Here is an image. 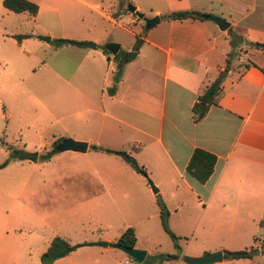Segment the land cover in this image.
I'll return each mask as SVG.
<instances>
[{
  "label": "crops",
  "instance_id": "0c3cea01",
  "mask_svg": "<svg viewBox=\"0 0 264 264\" xmlns=\"http://www.w3.org/2000/svg\"><path fill=\"white\" fill-rule=\"evenodd\" d=\"M131 1L136 12L143 17L146 12L157 16L158 22L150 28L151 33L144 34L136 50L126 49L134 56L121 63L118 77L113 57L119 46L114 56L97 49L98 39L91 40L93 48L56 47L70 50L59 71L50 68L48 73L52 74L49 79H59L66 90L60 106L61 131L64 137L86 143L84 153L65 151L64 156L75 161L94 159L97 165L91 174L104 187L117 184L120 173L140 185V175L119 157L91 147L124 151L146 171L161 199H173L178 207L194 204L193 213L179 214L171 226L174 235L188 236L193 244L184 245L183 250L178 247L169 261L158 263L159 260H147L153 253L137 247L135 238L133 248L146 253L140 264H182L181 257L185 255L199 257L216 251L221 252L222 260L214 264H264V48L244 46L264 42V0ZM78 2L88 9L97 7ZM174 11L216 16L228 26L220 31L207 19L164 18ZM38 13L39 6L34 18ZM96 13L112 23L124 17L128 24L144 30L142 21L127 11L129 15L119 13L118 17L111 13V18ZM14 36L17 35L0 33V41L12 42L14 48L26 54L22 46L31 36L20 41H15ZM229 38L237 41L233 48H242V54L231 61L232 69H227L226 64L233 49ZM222 70L226 75L216 79L220 81L216 105L209 106L204 116L195 121L192 108L198 95L215 81L214 73ZM199 105L201 110L203 105ZM44 110L49 114L48 109ZM194 149L215 157L212 172L202 184L185 172ZM112 158L121 160L132 173L118 166L111 173ZM100 162L105 167L101 168ZM80 174L78 168H70L67 179L75 180ZM99 240L111 243L107 238ZM93 248L96 249L88 253L96 256L82 264L127 261L120 262L127 256L118 250ZM255 250L256 255L249 254ZM225 251H245L248 257L224 259ZM110 257L112 262L107 260ZM10 264H15L14 260Z\"/></svg>",
  "mask_w": 264,
  "mask_h": 264
},
{
  "label": "rangeland",
  "instance_id": "374dc122",
  "mask_svg": "<svg viewBox=\"0 0 264 264\" xmlns=\"http://www.w3.org/2000/svg\"><path fill=\"white\" fill-rule=\"evenodd\" d=\"M82 1L97 7L88 9L78 0H34L39 13L33 20L24 14L8 13L0 5V33L31 36L22 46L26 54L21 48H14L12 42L0 41V164L8 160L0 169V261L3 264H10L11 259L15 264H39L41 254L55 237L64 239L70 246L101 241L99 238L112 243L126 228L134 230L135 245L152 252L158 260L166 254H175L178 250L174 245L183 250L184 245L193 244L188 236L174 235L171 226L179 214L193 213L194 204L178 207L173 199L164 200L153 194L147 180L155 186L146 171L138 174L140 185L126 180V174L120 173L122 178L118 175L117 184L104 187L91 174L92 167L97 165L94 159L70 160L64 156L65 152H60L42 161L54 143L70 139L64 137L59 120L66 90L59 79H49L52 74H48L50 68L59 71L61 63L67 60L64 55L70 50L56 48L54 40H85L83 43L93 44L91 40L98 39V50L109 43L117 44L119 50L114 60L122 63L128 53L126 49L140 45L144 34L151 33L150 29L142 31L128 24L124 17H118L119 13H126L127 6L134 7L131 0ZM95 10L109 18L114 13L118 18L114 23L103 20ZM144 18L152 17L146 12ZM140 25L143 27V22ZM40 36L51 41L41 42ZM231 40L236 46L237 41ZM240 51L241 47L230 50L227 69H232L231 61L242 54ZM225 75L226 71L222 70L214 73V78ZM41 146L46 148L41 150ZM22 153L36 154V158L31 161L18 158ZM112 159L115 162L112 160L110 165L111 173L116 166L132 173L121 160ZM99 165L105 167L103 162ZM70 168L81 171L75 180L67 179ZM159 204L166 211L165 228L176 238L174 241L160 224ZM91 249L96 248L75 249L51 264H82L96 256L88 253ZM107 260L113 261L111 257ZM124 260L138 264L129 257H123L120 262Z\"/></svg>",
  "mask_w": 264,
  "mask_h": 264
},
{
  "label": "trees",
  "instance_id": "16d2710c",
  "mask_svg": "<svg viewBox=\"0 0 264 264\" xmlns=\"http://www.w3.org/2000/svg\"><path fill=\"white\" fill-rule=\"evenodd\" d=\"M1 5L8 12H11L13 14L24 13L29 18H34L37 12V6L28 0H2ZM204 16H205L204 14L193 12V11H181V12L169 13L165 15L164 18H167V19L192 18V19L203 20ZM25 38H27V35H20V36L17 35L13 37L15 41H20L21 39H25ZM54 41H55L54 43L56 46H61V45L82 46L83 45L82 42L66 40V39H55ZM229 45H230V48H233L234 46L231 38L229 39ZM138 46H139L138 44L133 46V50H136ZM249 46H251L254 49H262L264 48V42L249 43ZM101 50L104 54H107V52L103 48ZM116 57H117V54L113 58L115 59ZM226 64H227V61H226ZM120 66H121V62L117 61L116 69L118 70V72L116 74V77L119 76ZM225 70H226V67H225ZM219 83L220 81L215 80L214 82H212L211 84L203 88L201 93L198 95L197 103L192 108V112H194V114L196 115L194 117L195 121L200 120L204 116L209 106L216 105L220 97ZM199 104L203 105V108L201 110L198 109ZM54 145L55 143L53 144L51 151L47 153L45 157L42 158L43 162L46 161L51 154L55 153L52 150ZM91 148L94 150L104 152L106 154L119 157L124 163H126L137 174L144 173L143 168L138 166L135 163L134 159L130 157V155L124 151L101 149L95 146H92ZM26 155H27L26 153H22L21 155L18 156V158L24 159ZM7 162L8 160H5L2 164H0V169L3 168L7 164ZM214 162H215V157L212 154L202 151L200 149H194L185 167V172L187 175L192 177L198 183L202 184L210 176ZM158 206H159V211H160L159 213L160 224L164 232L169 236V238L172 241H174L176 238L165 228L166 211L162 205L159 204ZM134 242H135L134 230L132 228H126L117 238V240L115 241V244L123 246V247L133 248ZM69 247L70 245L65 240L55 237L54 239L51 240L45 252L41 254L39 258V264H51L55 260L64 257L65 255L68 254ZM174 248L178 250L176 245H174ZM247 257H248V253H246L245 251H241V252H226L225 251L223 252L224 259L230 260V259H239V258H247ZM170 258H171L170 255H164L163 257L159 259L158 263L161 261H169ZM147 260L154 261L158 259L154 257H148Z\"/></svg>",
  "mask_w": 264,
  "mask_h": 264
},
{
  "label": "water",
  "instance_id": "95a60500",
  "mask_svg": "<svg viewBox=\"0 0 264 264\" xmlns=\"http://www.w3.org/2000/svg\"><path fill=\"white\" fill-rule=\"evenodd\" d=\"M126 11L130 14H134L137 19H140L143 22L144 30L150 29L154 24L158 22L157 16H154L150 19H146L143 17L142 14L136 12L133 6H130V5L127 6ZM204 19H207L208 21H211L212 23H214L217 26L218 30L220 31H224L228 26L221 18L216 17V16H205ZM38 40L43 41V42H49L50 39L49 37L40 36L38 37ZM83 45L89 48L94 47V45L90 43H83ZM104 50L108 52L110 55L114 56L118 50V45L112 44V43L106 44L104 46ZM133 56H134L133 52L127 53L125 55L124 61H128ZM201 107H202V104L199 105V108ZM52 150L55 153H60V152H65V151H70V152H75V153H84L86 150V143L79 142V141H73L71 139H64L58 142L53 147ZM35 158H36V154H29L26 156V160L28 161H31ZM147 183L152 193L155 194L157 190L152 186L150 181L147 180ZM84 246H87V247L93 246V247H98V248L108 247V248L118 250L138 264L143 262L145 255H146L144 250L123 247L115 243H107L105 241H97V242H92V243L72 245L69 247L68 252L73 251L76 248H80ZM257 253L258 252L255 250V251L250 252L249 254L256 255ZM175 258H177V256H175ZM221 260H222V254L220 251L204 254L199 257H189V256L181 257V261L185 264H214L216 262H220Z\"/></svg>",
  "mask_w": 264,
  "mask_h": 264
},
{
  "label": "built area",
  "instance_id": "2783aa9c",
  "mask_svg": "<svg viewBox=\"0 0 264 264\" xmlns=\"http://www.w3.org/2000/svg\"><path fill=\"white\" fill-rule=\"evenodd\" d=\"M128 263H132L131 261H125V262H123V264H128Z\"/></svg>",
  "mask_w": 264,
  "mask_h": 264
}]
</instances>
